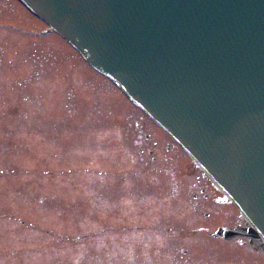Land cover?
Returning <instances> with one entry per match:
<instances>
[{
    "label": "rangeland",
    "instance_id": "1",
    "mask_svg": "<svg viewBox=\"0 0 264 264\" xmlns=\"http://www.w3.org/2000/svg\"><path fill=\"white\" fill-rule=\"evenodd\" d=\"M45 28L16 0H0V264L240 262V244L222 256L225 244L208 234L245 219L240 209L203 200L210 215L196 213L181 179L225 194ZM171 236L182 251L165 248Z\"/></svg>",
    "mask_w": 264,
    "mask_h": 264
},
{
    "label": "water",
    "instance_id": "2",
    "mask_svg": "<svg viewBox=\"0 0 264 264\" xmlns=\"http://www.w3.org/2000/svg\"><path fill=\"white\" fill-rule=\"evenodd\" d=\"M166 128L264 237V0H22Z\"/></svg>",
    "mask_w": 264,
    "mask_h": 264
},
{
    "label": "flooded vegetation",
    "instance_id": "3",
    "mask_svg": "<svg viewBox=\"0 0 264 264\" xmlns=\"http://www.w3.org/2000/svg\"><path fill=\"white\" fill-rule=\"evenodd\" d=\"M211 184H216L211 180L208 179ZM183 181H184V187L186 189L185 195L189 196L193 200L194 210L196 213H199V215H205L209 216V212H201L200 206L203 204V200H210L213 202H223L227 199L224 198L223 194L222 196H215L213 194V191H210V185H208L206 182L202 181V179H181V185L183 190ZM217 187V186H216ZM174 191L173 194H177V191L179 190V187L176 188V186H173ZM217 189H219L217 187ZM181 190V188H180ZM220 190V189H219ZM236 225L233 226H218L214 229L213 233L208 232L210 237H214V240H219L220 243H224L225 246H221V248L217 249V253L222 256H233L234 254L228 253V250L226 248L234 247L231 244L238 243L240 244V250H236L235 253L238 254L240 257V262L238 261H231V262H225V264H264V244L260 239L255 238V236L247 234V229L249 230V225L245 223V219L242 218V221L236 220ZM178 227V226H176ZM225 228H229L230 230H225ZM163 229V228H162ZM201 230L203 228H197L190 230L191 233L196 234L198 230ZM166 233L172 234L174 231H180V228L176 229L172 226H167L165 229ZM235 231H239L238 234H235ZM188 234V233H187ZM189 235V234H188ZM257 235V234H256ZM175 236H171L173 241H168L169 243L166 244V249L170 250L173 254V252L176 250H173V247L177 249L179 252L182 251V249L179 246L175 245L174 238ZM182 237H184L182 235ZM190 237V236H189ZM165 245V244H163ZM237 248V247H236ZM222 250V251H220ZM187 250L183 249V253L187 254ZM169 253V252H168ZM170 254V253H169ZM194 262V261H192Z\"/></svg>",
    "mask_w": 264,
    "mask_h": 264
},
{
    "label": "bare ground",
    "instance_id": "4",
    "mask_svg": "<svg viewBox=\"0 0 264 264\" xmlns=\"http://www.w3.org/2000/svg\"><path fill=\"white\" fill-rule=\"evenodd\" d=\"M207 174H208V173H207ZM208 175H209V174H208ZM208 175H207V176H208ZM209 177H211V176L209 175ZM211 178H212V177H211ZM212 181L215 182V183L217 184V182L215 181V179L212 178ZM217 185H218V184H217ZM218 187H219L221 190H223V189L220 187V185H218ZM223 191H224V190H223ZM224 192H225V191H224ZM225 193H226V192H225ZM228 195H229V194H228ZM230 197H231V196H230ZM231 198H232V197H231ZM232 199H233V198H232Z\"/></svg>",
    "mask_w": 264,
    "mask_h": 264
}]
</instances>
